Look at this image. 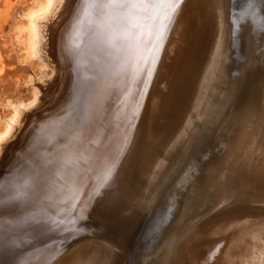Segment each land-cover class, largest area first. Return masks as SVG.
Wrapping results in <instances>:
<instances>
[{
	"label": "bare ground",
	"instance_id": "1",
	"mask_svg": "<svg viewBox=\"0 0 264 264\" xmlns=\"http://www.w3.org/2000/svg\"><path fill=\"white\" fill-rule=\"evenodd\" d=\"M20 1L0 9L26 91L0 89V264H126L116 227L102 222L136 215L190 149L204 166L180 180V211L138 264H243L254 235L246 247L240 231L220 232L223 220L264 222V27L230 83L228 0H209L201 26L189 9L198 0ZM49 45L58 74L40 82ZM120 53L113 85L93 96L86 85ZM85 91L95 110L79 118Z\"/></svg>",
	"mask_w": 264,
	"mask_h": 264
},
{
	"label": "water",
	"instance_id": "2",
	"mask_svg": "<svg viewBox=\"0 0 264 264\" xmlns=\"http://www.w3.org/2000/svg\"><path fill=\"white\" fill-rule=\"evenodd\" d=\"M226 17L229 22L224 44L227 61L224 62L222 71L226 81L231 83L238 81L242 75V68L250 51L248 36L253 41L258 37L261 27H264V0H228ZM199 150L190 149L189 153L181 158V164L174 167L168 179L152 194V201L142 204V208L136 210V215L128 218L123 215L124 217L121 216L116 222H102L108 228L116 227L118 245L122 248L126 264H138L144 247L149 244V248H153L152 244L158 241H153L154 236L161 234L173 222L177 214L175 209L179 208L180 211V199L183 196L178 188L180 180L181 184H184L193 173H200L204 166ZM92 183L94 182L90 179L89 186L92 187ZM83 187H86V184ZM108 202L107 200V205ZM174 203L178 206L175 207ZM107 205L104 209L109 213ZM75 209H78V206ZM16 212L19 211L15 210L14 213ZM18 215L22 216L21 213ZM64 219H67V216ZM145 251L149 252V249L146 248Z\"/></svg>",
	"mask_w": 264,
	"mask_h": 264
},
{
	"label": "rangeland",
	"instance_id": "3",
	"mask_svg": "<svg viewBox=\"0 0 264 264\" xmlns=\"http://www.w3.org/2000/svg\"><path fill=\"white\" fill-rule=\"evenodd\" d=\"M3 0H0V9H2L3 7H2V5H1V2H2ZM12 2H14L15 0H11ZM196 1V0H195ZM200 1V2H199ZM199 2V3H198ZM198 4H201V5H198L196 2V5H193L194 4V2H193V4H192V2H191V7H190V5H188L187 6V8L188 7H190L189 9L191 10V12H193V13H195V15H199L196 19L198 20V23H199V25L201 26L203 23H204V21L206 20V15H207V9H208V4H209V0H206V3H205V0H198ZM205 3L206 4V6L204 7V4L202 5V3ZM26 3V1L25 0H21L17 5H19V6H21V5H24ZM193 5V6H192ZM199 6H202V7H200L199 8ZM16 7L17 6H13V8H15L16 9ZM187 8H185V9H187ZM193 8V9H192ZM197 8V9H196ZM199 8V9H198ZM202 8V9H201ZM204 8L206 9V10H204ZM198 10V12L199 13H201V14H199L197 11V13L195 12V10ZM202 11V12H201ZM205 11V12H204ZM185 12H187V10L185 11L184 10V14H185ZM204 13V14H203ZM202 14L204 15V16H202ZM119 15L117 14V17H118ZM199 17H200V19H199ZM205 17V18H204ZM183 18H185V17H183L182 16V20H183ZM204 19V20H203ZM17 21H18V19H17ZM203 22V23H202ZM12 23V20H10V19H8L7 21H5L4 22V24H2V26H0V78H1V82H0V84L1 85H3L2 87L0 86V89H1V91L4 93V92H6V93H12V94H17V91H18V93H21V91H23L22 93L25 95L26 94V91L24 90V88L22 89V88H18V86H16V81L14 82V78L13 77H15V79H17L16 78V76H18V74L19 73H24V71H20L19 73H16L14 70L16 69V68H18L19 67V64H18V62L15 60V55H16V53H15V49L13 48V45H12V43L11 42H9L10 41V39H9V37H8V33H9V30L13 27V25L11 24ZM81 24H82V26H85V24H86V21L85 20H82V22H81ZM190 33V32H189ZM109 34H107V36H108ZM107 36H106V34H103L102 36H100V38L98 39V43L99 44H103L104 42H106V40H107ZM6 37H7V40H6V42H5V40L4 39H6ZM122 37H124V36H122ZM187 38V36L185 37V39ZM4 43V44H3ZM8 43V44H7ZM11 43V44H10ZM10 44V45H9ZM49 44H50V42H49ZM121 45V47H122V51L123 52H127L128 51V48H126L125 49V46H127V41H126V39L124 40H122L121 41V43H120ZM8 45V46H7ZM46 45V44H45ZM7 47V48H6ZM51 46L49 45V51H50V48ZM6 49V50H5ZM50 56L48 57H46L45 56V59H46V61H47V63H48V65L47 66H45V77H41L40 79H39V81L40 82H48L50 79H51V81L52 80H54V78H56V75L58 74V71L57 72H55L56 70H55V68H57V66H56V64L54 63V61H53V57H52V53H51V51H50ZM121 54V53H120ZM117 55L114 59H112V61H110V60H107L106 62H107V66H108V68L107 69H104L103 71H102V68L100 67L97 71H99V73H100V76H97V77H95V79H94V82H92V83H90V84H88V85H86V87H88V88H91L92 89V91L93 92H95V94L93 95V96H96V95H99L100 93H101V91L103 90V91H105V90H107V89H110V87H111V84H112V82H113V72H111L112 70H111V68H112V66H114V65H118L120 62H121V60H122V58H123V55L121 54V55ZM53 56H54V54H53ZM52 58V59H51ZM17 62V63H16ZM11 63V64H10ZM17 64V65H14V64ZM11 65V66H10ZM13 66H15V69L13 68ZM47 67V68H46ZM50 67V68H49ZM50 71V72H49ZM54 74H55V76H54ZM43 75V76H44ZM53 76H54V78H53ZM5 80V81H4ZM10 80H12V81H10ZM12 82H14L13 84H12ZM53 82V81H52ZM6 85V86H5ZM25 85V82L23 83V86ZM113 85V84H112ZM8 86H9V88H8ZM11 86V87H10ZM46 86V85H45ZM21 87V86H20ZM46 87H48V86H46ZM18 88V89H17ZM14 89V90H13ZM19 89L21 90V91H19ZM49 89V88H48ZM11 91V92H10ZM1 94V93H0ZM42 94V93H41ZM84 95H85V97H84V100H83V104H84V107L81 109V110H78L79 111V113H78V115H77V117H79V118H86V113L88 114V115H92V114H90L91 112H89V110L90 109H88V107L89 106H91V110H95V104H96V101H91V99H92V97L90 96V95H88V93L85 91L84 92ZM42 96V95H41ZM50 97V96H49ZM48 98V97H47ZM48 99H46L45 98V101H47ZM88 102V103H87ZM32 103H36V100H32ZM49 103V102H48ZM44 104L43 106H48L49 104ZM91 103V104H90ZM86 106V107H85ZM42 107V106H41ZM95 113H96V111H95ZM94 113V114H95ZM87 115V116H88ZM128 202V201H127ZM129 202H130V200H129ZM125 205L123 204L121 207H123V208H121V210H130V209H132V207H133V205H130V206H127V207H124ZM242 209V208H241ZM240 209V210H241ZM243 210V214L247 211V210H245L244 208L242 209ZM264 213V212H263ZM242 214V213H241ZM242 214V215H243ZM247 214V213H246ZM250 214H252V213H250ZM261 216H263V215H261ZM244 217H245V220L247 221V222H244L245 220H244ZM242 216V219L241 218H239L241 221L239 222V219L236 221V224L234 223L233 225H231V224H229L230 222L229 221H225V220H223V222L224 223H222V225H224V226H222V229H221V232L220 233H222V230H223V233H225L226 231H225V229L228 231V232H234L235 230L237 231H240L239 233L240 234H242V236H240L239 235V239H238V246H239V241L240 242H242V243H240V246L242 245H247V239H244V238H247L248 236H252V235H254V237L252 236L251 238L253 239V243H257V244H253V247L251 246L250 247V250H249V247H248V254L250 255V256H247L248 254H245L247 257H248V259H247V257L244 255H241L242 256V261H244V263L243 264H251L252 263V261H250V260H253V263H254V261L256 262L257 260V262L255 263V264H261V261H263L264 260V248L262 247V246H264V230L262 231V233H260L261 232V229H264V222H261V219H263V218H260V219H258L260 216H257V215H248V216ZM252 217L255 219V217H256V219L255 220H253L252 219ZM242 220H244V221H242ZM253 220V221H252ZM251 221V222H250ZM255 221V222H254ZM239 222V223H238ZM242 224V226H243V223L245 224V223H247V224H245V227H241V224ZM259 223V224H258ZM225 224H228V227H229V229L228 228H226L227 227V225H225ZM248 224L250 225V224H252L251 225V227L250 226H248ZM258 225V226H257ZM226 226V227H225ZM240 227V229H239V227ZM262 227L261 229L259 228V227ZM250 227V230L251 229H253V231H251V233H248L250 230L248 229ZM223 228H225V229H223ZM238 228V229H237ZM256 228V229H255ZM257 228H259V232H257L259 235H257V233H255L256 231H258V229ZM243 229V230H242ZM248 229V232H246L245 231V233H242V232H244V230H247ZM231 232L229 233V234H231ZM215 235H214V234ZM219 233V234H220ZM249 234V235H247V234ZM213 234V235H212ZM228 234V233H227ZM234 234V233H233ZM260 234H263L262 236H260ZM217 235V232H211V236H216ZM232 235V234H231ZM230 235V236H231ZM229 236V235H228ZM261 237V239H262V241H260L261 239H260V237ZM241 237L244 239H241ZM203 238V237H202ZM254 238L257 240V241H255L254 240ZM241 239V240H240ZM237 240V239H236ZM260 242H259V241ZM243 241H244V243L245 244H243ZM237 242H235L236 244H237ZM262 242V243H261ZM261 243V244H260ZM245 245V246H246ZM262 247L263 249L262 250H260L261 248H259V247ZM247 247V246H246ZM252 248V249H251ZM256 249V250H255ZM258 249V250H257ZM90 251H94V250H89V252L88 253H90ZM253 251V252H252ZM252 252V253H251ZM260 252V253H259ZM246 253H247V249H246ZM254 253V256L252 255ZM258 253H259V255H261V256H259L258 255ZM262 253V254H261ZM256 254V255H255ZM262 259V260H260V258ZM263 256V257H262ZM246 257V258H245ZM250 257V258H249ZM252 257H254V258H252ZM256 257L257 258H259V259H257L256 260ZM252 258V259H251ZM88 259V258H87ZM243 259H245V260H243ZM255 259V260H254ZM1 260V259H0ZM260 260V261H259ZM87 261V260H86ZM85 261V262H86ZM246 261V262H245ZM9 262V261H8ZM10 263V262H9ZM262 264H264V262H262Z\"/></svg>",
	"mask_w": 264,
	"mask_h": 264
}]
</instances>
